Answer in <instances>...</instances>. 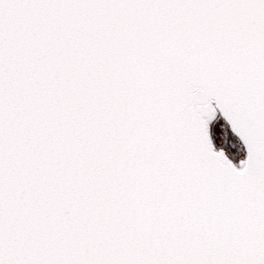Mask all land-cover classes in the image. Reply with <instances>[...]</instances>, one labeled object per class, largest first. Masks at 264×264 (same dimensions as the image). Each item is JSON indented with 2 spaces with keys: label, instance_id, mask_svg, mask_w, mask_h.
Listing matches in <instances>:
<instances>
[{
  "label": "snow or ice",
  "instance_id": "snow-or-ice-1",
  "mask_svg": "<svg viewBox=\"0 0 264 264\" xmlns=\"http://www.w3.org/2000/svg\"><path fill=\"white\" fill-rule=\"evenodd\" d=\"M0 264H264V0H0Z\"/></svg>",
  "mask_w": 264,
  "mask_h": 264
}]
</instances>
